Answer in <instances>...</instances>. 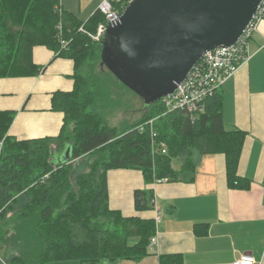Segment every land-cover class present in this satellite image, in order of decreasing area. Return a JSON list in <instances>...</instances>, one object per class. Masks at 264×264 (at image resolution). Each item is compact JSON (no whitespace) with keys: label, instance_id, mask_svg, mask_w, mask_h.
<instances>
[{"label":"trees","instance_id":"1","mask_svg":"<svg viewBox=\"0 0 264 264\" xmlns=\"http://www.w3.org/2000/svg\"><path fill=\"white\" fill-rule=\"evenodd\" d=\"M129 1L114 2L113 6L122 10ZM260 17L264 20V5ZM102 23L105 18L99 11L87 22L77 21L61 9L59 0H0V80L35 77L42 72L44 67L37 66L32 58L37 46H46L57 57L74 63L73 90L58 92L54 98L70 122L62 136L19 141L8 135L14 113L0 112V218L6 207L13 210L12 206L21 204L14 215L20 228L15 248L21 254L14 253L8 264L70 259L88 264L102 259L140 261L149 256L154 223L126 218L109 208V170L135 169L147 184H153L162 179L180 180L192 173L196 156L222 154L228 186L241 185L236 170L245 133L224 129L220 89L205 101L194 121L181 111L167 112L161 101L144 110L149 112L147 116L122 130L92 114L90 110H95L98 99L94 91L97 87L100 90V84L97 75L88 76L83 68L96 71L100 62L102 41L95 42L87 34L94 35ZM81 28L87 34L79 31ZM61 41L67 43L66 47ZM83 75L93 81L88 82ZM152 120L157 142L152 139L150 127L144 132L138 130ZM162 142L167 146L165 154ZM68 148L70 159L62 162L61 156ZM96 152L101 153L96 167L75 175L79 166H88L93 158L89 157ZM174 161L179 163V171L173 169ZM71 182L76 184L77 192L72 191ZM152 200L149 191L135 190L138 211L151 210ZM107 221L114 226L109 229L117 245L110 246L103 238L109 234ZM132 232H137L138 239L130 242ZM159 264L183 262L178 255H171L160 256Z\"/></svg>","mask_w":264,"mask_h":264},{"label":"crops","instance_id":"2","mask_svg":"<svg viewBox=\"0 0 264 264\" xmlns=\"http://www.w3.org/2000/svg\"><path fill=\"white\" fill-rule=\"evenodd\" d=\"M102 1L59 0V3L64 12L84 23L98 11ZM118 1L109 0L112 6ZM248 53L250 59L219 90L224 129L245 133L236 170L241 185L228 186L222 154L196 156L192 173L179 177L180 180L162 179L153 184H147L143 174L135 169L109 170V208L126 218L153 221L156 243L149 242V256L140 261L102 259L88 264H159L160 256L171 255L181 257L183 264H234L242 255H250L258 264H264L262 19L249 39ZM32 58L37 66L44 67L37 76L0 80V112L14 113L8 135L19 141L56 139L70 122L54 98L58 92L73 90L74 63L57 57L46 46L33 48ZM179 170L180 165L175 171ZM137 189L149 191L153 196L151 210L135 209ZM129 239L130 242L138 239L137 232H132ZM45 264L82 263L70 259Z\"/></svg>","mask_w":264,"mask_h":264},{"label":"water","instance_id":"3","mask_svg":"<svg viewBox=\"0 0 264 264\" xmlns=\"http://www.w3.org/2000/svg\"><path fill=\"white\" fill-rule=\"evenodd\" d=\"M264 0H130L107 23L100 66L144 110L173 94L208 53L235 46ZM70 159V149L61 156Z\"/></svg>","mask_w":264,"mask_h":264},{"label":"built area","instance_id":"4","mask_svg":"<svg viewBox=\"0 0 264 264\" xmlns=\"http://www.w3.org/2000/svg\"><path fill=\"white\" fill-rule=\"evenodd\" d=\"M119 0L118 2H121ZM117 2V3H118ZM264 5L261 4L255 19L249 25L240 40L229 49H217L206 54L191 70L185 81L176 89L170 96L161 100L166 107L167 112L181 111L188 114L191 121H194L196 116L202 111L205 101L218 91L222 85L239 69V67L250 59L248 53V42L256 29L257 22L261 20L260 11ZM115 9L109 0H103L98 11L104 16L105 23L97 27L96 33L87 34L81 28L79 31L87 34L93 41L101 42L103 40L105 26L107 23L114 22L119 19L123 12ZM67 43L61 41V46L66 47ZM153 120L138 127L140 132H144L147 127H150L152 139L155 137L153 131ZM154 133V134H153ZM161 145L162 154L166 153L163 144ZM2 142L0 143V148ZM153 151H156L153 147ZM150 243L154 245L156 238L153 237ZM234 264H258L250 255H242Z\"/></svg>","mask_w":264,"mask_h":264},{"label":"rangeland","instance_id":"5","mask_svg":"<svg viewBox=\"0 0 264 264\" xmlns=\"http://www.w3.org/2000/svg\"><path fill=\"white\" fill-rule=\"evenodd\" d=\"M57 9L55 6L54 10ZM84 65V64H83ZM83 72L88 74V76L94 77V75L98 77L100 90L98 87L95 89V93H98V99L96 103L95 110H90L92 114L96 113V115H100L101 118L105 120L108 126L116 127L118 130L121 128L124 129L129 127L130 124L138 122L143 116L148 115L144 111V103L143 101L133 94L128 89L123 88L115 78L103 67H100V62L97 63V69L93 72L87 70V68H83ZM84 78H87L83 75ZM88 82H92L93 79L87 78ZM155 126V125H154ZM153 141H156V138L153 137ZM163 143V142H162ZM165 149L167 148L166 144H164ZM101 153L96 152L95 156L89 157L90 159L85 165L86 168L80 167L76 170L75 175L83 174V172H89L93 170L96 165L95 162ZM85 159V158H84ZM81 162V161H79ZM90 168V169H89ZM173 168L175 170L179 169V164L177 161H174ZM100 171V170H99ZM72 191L77 192L76 184L71 182ZM7 209L3 207L5 210L4 217L0 218V264H8L11 256L15 253L16 255L21 254L18 248H15L16 239L18 237L19 221L14 216L21 207L20 205L12 206L11 209ZM1 214V212H0ZM107 231L109 234L104 235L103 238H106L109 241L110 246L117 245L116 236L112 235L111 229L113 228L110 222H106L105 224ZM100 239V238H98ZM30 252V249L29 251ZM27 253V252H26ZM40 258V257H39ZM34 258H31L32 261ZM28 261V260H27Z\"/></svg>","mask_w":264,"mask_h":264}]
</instances>
